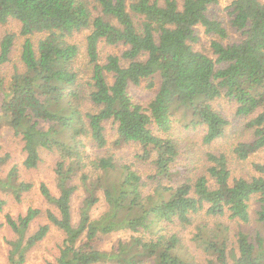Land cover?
Returning <instances> with one entry per match:
<instances>
[{"label": "trees", "instance_id": "16d2710c", "mask_svg": "<svg viewBox=\"0 0 264 264\" xmlns=\"http://www.w3.org/2000/svg\"><path fill=\"white\" fill-rule=\"evenodd\" d=\"M219 2L0 0V24L18 21L25 37L21 66L8 83L0 73V128L8 125L22 139L28 169L42 162V150L58 154V194L41 184L52 207L48 222L28 235L42 209L7 216L17 234L9 264L24 263L52 225L65 238L49 264H264V162L253 163L250 177H237L229 155L211 150L230 125L213 103L222 97L235 103L236 117L248 118L251 136L234 145L233 158L246 161L264 149V1H232L229 23L246 36L231 44L224 43L227 26L208 13ZM199 25L213 36L210 52L193 46ZM83 32L81 46L74 37ZM35 33L43 34L37 44ZM15 40L12 32L0 38V67L11 61ZM102 42L126 49L103 60ZM157 73L159 89L144 106L130 86L148 79L152 86ZM180 128L202 130L198 141L208 148L198 171L179 161L184 143L186 153L197 143L178 136ZM127 144L139 148L132 159L115 150ZM32 187L18 181L16 166L5 176L0 171V189L18 200ZM101 200L107 208L94 216ZM4 204L0 199V210ZM253 216L259 229L232 232L230 221L248 225ZM122 231L131 234L111 251L95 244ZM186 232L200 254L190 250Z\"/></svg>", "mask_w": 264, "mask_h": 264}, {"label": "rangeland", "instance_id": "374dc122", "mask_svg": "<svg viewBox=\"0 0 264 264\" xmlns=\"http://www.w3.org/2000/svg\"><path fill=\"white\" fill-rule=\"evenodd\" d=\"M163 1V0H160ZM232 1L233 0H220L218 4L211 5L208 13L210 16L222 21L224 25L227 26L229 31V36L225 39V44H231L239 42L245 38V34L242 30H238L236 27L230 25L229 21L232 17ZM264 1V0H263ZM16 34L15 45L13 52L11 54V61L2 65L0 67V73H2L6 82L11 79L16 65L21 66L20 54L22 44L25 37L20 34V23L16 20L11 19L5 24H0V38H2L6 33ZM197 33L199 36V41L193 46L197 50L209 51L211 48V40L213 36L205 32L204 27L197 26ZM87 32L79 33L74 37V41L81 46L85 44ZM35 44L38 40L43 37V34L35 33L30 36ZM100 55L101 59L106 60V57L110 54L121 55L126 49L124 45H108L104 42L100 43ZM144 59L147 56L143 57ZM123 63L126 61L123 60ZM151 81L143 80L139 85H131L130 92L133 98L144 106H147L149 101L155 96L157 90L160 86V75L157 73L153 77V85L149 84ZM2 97L0 95V107H1ZM215 107L224 114L229 120L230 125L227 130V134L220 138L215 144L214 148L216 151H224L230 157V165L233 176H245L250 177L254 173L253 163L264 162V149L258 153L251 155L246 161H239L233 158L232 149L234 145L239 141H245L250 138V133L244 129L245 123L248 118L236 117L235 115V103L228 100L225 97L219 98L214 102ZM108 134L110 137L115 135V127L108 123ZM202 130H186L180 128L178 130V136L189 137L195 136L194 148H189L186 153L184 149L188 146L184 143L182 151L184 154L180 155L179 161L184 165H188L189 168L195 171L203 168L204 164V150L208 146L202 145L201 141H198L201 137ZM193 141V142H195ZM187 142V138H185ZM118 154H123L126 158L132 159L134 154L139 150L136 145H124L122 148L115 149ZM191 152V153H190ZM186 153V154H185ZM26 154L23 150V141L19 136L14 134V131L8 125H3L0 128V158L3 160L0 165L1 175L5 176L13 166L17 167L18 181L31 182L33 187L30 191L24 192L18 200L12 193L4 192L0 189V199H2L5 204L0 210V264H9V256L12 248L11 241L17 238V234L11 228L7 221V216L10 215L17 218L19 215H24L30 207H36L43 210V214L36 218L30 225L28 230V235L35 232L38 227L44 223H47L46 210L52 208L45 200L41 192V184L46 183L54 194H58V189L56 187V174L55 168L58 161V154L55 152H50L47 150H42V162L38 167L28 169L24 166L23 161ZM135 160V159H134ZM141 172H145L147 168L143 162H139L137 165ZM84 198V191L82 189L78 190L72 201V215L73 222L78 223L80 218V207L82 200ZM256 204L253 205L255 208ZM106 203L101 200L94 208V216H98L106 210ZM229 222V221H227ZM231 230L236 233L240 229L244 228L249 231H256L259 229L258 223L254 216L250 223H238L236 221H230ZM131 233L129 232H117L111 235H105L102 238L96 240L95 244L98 248L111 251L114 246H117L118 241L122 239H128ZM184 237L187 240L190 250L195 253L200 254L198 249L189 240L188 233H184ZM65 234L63 231L59 230L55 226H51L48 235L39 242L36 246L30 249L27 253L26 260L22 264H49V262L55 261L59 254V249L63 243ZM202 259V256L200 257ZM100 264H114L112 262H105ZM148 264H152L148 262Z\"/></svg>", "mask_w": 264, "mask_h": 264}]
</instances>
